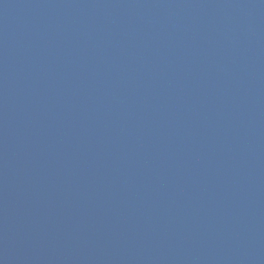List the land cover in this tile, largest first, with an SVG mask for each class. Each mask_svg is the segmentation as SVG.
I'll list each match as a JSON object with an SVG mask.
<instances>
[{"label": "water", "instance_id": "95a60500", "mask_svg": "<svg viewBox=\"0 0 264 264\" xmlns=\"http://www.w3.org/2000/svg\"><path fill=\"white\" fill-rule=\"evenodd\" d=\"M0 149L87 264H264V0H0Z\"/></svg>", "mask_w": 264, "mask_h": 264}]
</instances>
